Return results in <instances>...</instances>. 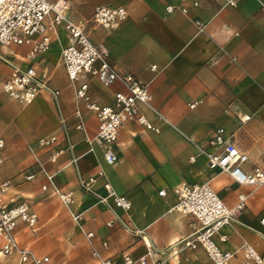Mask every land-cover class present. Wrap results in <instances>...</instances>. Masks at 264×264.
<instances>
[{"label":"crops","instance_id":"obj_1","mask_svg":"<svg viewBox=\"0 0 264 264\" xmlns=\"http://www.w3.org/2000/svg\"><path fill=\"white\" fill-rule=\"evenodd\" d=\"M66 1L65 15L83 27L94 45L105 49L119 72L147 84L151 103L169 123L141 108L149 121L160 126V132L137 122L124 123L113 144L116 160L107 164L103 149L96 144L90 149L85 139V132L89 136L96 132L97 119L85 102L74 98V86L60 56L70 42L63 26L47 31L51 37L48 49L32 58L28 57V44H0V55L16 65L34 67L39 78L59 90L58 106L46 91H39L27 104L8 97L1 84L10 76L11 67L0 60V137L5 141L0 151V183L10 182L4 201H25L37 214L33 227L18 222L15 235L19 245L38 256L48 255L53 264H99L83 229L94 232L92 242L102 258L122 264L124 253L136 258L146 252L144 235L154 246V258L163 264H210L201 246L191 249L179 242L197 226L192 216L171 210L176 201L174 187L186 182L208 183L230 208L236 205L238 193L246 194L245 205L237 213L239 222L219 231L227 239L219 241L215 236L221 249L233 253L228 264H241L243 242L264 253V225L260 224L264 185L240 184L209 167L206 157L185 137L204 144L221 127L234 133V144L248 157L240 168L252 173L260 167L264 172V0H235L234 6L226 0ZM96 5L123 6L126 18L114 29L101 27L92 20ZM167 6L174 10L167 12ZM196 22L206 24L203 31ZM88 82L91 100L99 105L111 104L114 93L124 90L117 82L104 86L95 76ZM192 102H196L194 107H190ZM76 109L83 116L85 132L75 128ZM246 115L250 118L241 121ZM50 136L56 137L53 144L39 145V139ZM52 149L62 150L55 161L49 160ZM192 155L194 161L189 160ZM72 156L77 157L76 165L70 163ZM36 159L54 174L61 192H70L69 205L50 188L41 189L47 181L36 167ZM98 169L104 171V177L92 185L95 193L105 194L103 182L107 179L131 204L128 211L117 208V212L132 231L142 234L119 224L106 226L110 211L78 182V176L87 178ZM27 174L34 177L26 180ZM161 189L164 195L158 194ZM72 213L81 214L79 221ZM103 240L106 246L101 244ZM16 262L15 253H0V264Z\"/></svg>","mask_w":264,"mask_h":264},{"label":"built area","instance_id":"obj_2","mask_svg":"<svg viewBox=\"0 0 264 264\" xmlns=\"http://www.w3.org/2000/svg\"><path fill=\"white\" fill-rule=\"evenodd\" d=\"M226 4L234 6L235 0H226ZM66 8V0H0V44H28L30 45L28 57L32 58L37 53L48 49L51 37L47 31L54 32L58 25L63 26L70 42L61 49L60 56L66 75L74 86V98L76 101L85 102L87 109L92 111L97 119L96 132L89 136L85 132L83 116L80 110L76 109L77 122L75 128L85 132V139L90 149L93 144L103 149L104 160L111 165L116 160L113 144L116 143L119 128L124 123L137 122L155 133L160 132V126L149 121L141 108L150 111L162 123L168 124L169 122L151 103L147 84L130 73L119 72L108 60L105 49L102 46L94 45L84 32L83 27L65 15ZM180 9L186 11L184 7ZM173 10V6L166 7L167 12ZM262 11L264 12V6H262ZM126 15V9L123 6L96 5L92 20L101 27L114 29L120 25ZM45 21L48 22L47 26L44 24ZM196 24L199 31H203L206 26L202 22H196ZM37 36H39L38 39H36ZM0 60L11 67L10 76L1 84V90L5 95L27 104L35 99L39 91H46L58 106L59 90L50 87L47 81L39 78L34 67L16 65L2 55H0ZM95 62H98V66L94 65ZM152 68L154 69L156 66L153 65ZM90 76H95L104 86L117 82L124 90L114 93L111 104L99 105L91 100L88 82ZM195 104L196 102H192L190 107H194ZM249 118L248 115L243 116L241 121H246ZM59 121L67 136L64 118L60 113ZM233 136L234 133L218 127L204 144L197 143L190 137H185L198 153L206 157L209 167L218 168L240 184L264 185V172L260 167H255L252 173H245L240 168V165L247 161L248 157L246 153L236 147ZM55 140V136H50L39 139L38 143L42 146H49ZM4 146L5 141L0 137V151ZM209 147L214 150L219 149V151H210L208 150ZM68 148L71 149L70 143H68ZM61 152V149H52L49 153V160L55 161ZM189 160L194 161V156H190ZM2 161L0 154V164ZM76 161L77 157L72 156L70 163L76 165ZM36 164L47 181L41 185V189L50 188L52 193L56 194L65 205H69L72 202L70 192H61L54 183V174L49 172L38 159H36ZM101 176L104 177V171L98 169L95 175L87 178L78 176V182L82 189L94 193L110 211L111 218L105 223L107 227L119 224L127 231L140 234V231H132L116 210L117 208L123 211L130 209V201L125 195L118 194L107 179L103 182L105 194L95 193L92 185ZM33 177V174L25 175L26 180ZM9 185L8 180L0 183V253L3 255L15 253L17 255L16 264H53L48 255L38 256L31 250L19 245L15 235L18 222L21 221L33 227L37 222V214L29 208L25 201L17 200L11 203L4 201V195ZM173 190L176 201L171 206V210L190 215L197 222V226L192 232L179 241L180 244L191 249L201 246L210 264H228L233 253L221 249L215 240V236L219 241L227 239L226 235L219 231L224 225L239 222L237 213L245 205L246 194L238 193L236 205L230 208L208 183L181 182ZM164 193V189L158 191L159 195H164ZM80 215V213H72V217L76 221H79ZM260 224L264 225V213L260 217ZM82 233L90 244L91 255L98 260V263L111 264V260L102 258L94 246L92 242L95 236L94 232L82 229ZM141 239L146 246V252L136 258L124 253L122 264H163L162 261L154 258L155 249L150 239L144 235H141ZM101 244L106 246L107 241L103 240ZM240 252L242 255L241 264H264V253H258L249 243L243 242Z\"/></svg>","mask_w":264,"mask_h":264},{"label":"rangeland","instance_id":"obj_3","mask_svg":"<svg viewBox=\"0 0 264 264\" xmlns=\"http://www.w3.org/2000/svg\"><path fill=\"white\" fill-rule=\"evenodd\" d=\"M63 83H64V82H63ZM63 83H62V84H63ZM36 167H38L37 164H36ZM49 196H50V195H48V194L45 195V197H49Z\"/></svg>","mask_w":264,"mask_h":264}]
</instances>
